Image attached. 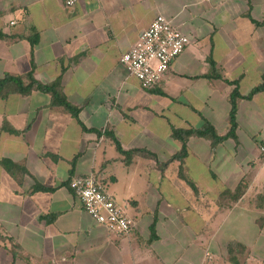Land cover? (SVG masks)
<instances>
[{"label": "crops", "instance_id": "0c3cea01", "mask_svg": "<svg viewBox=\"0 0 264 264\" xmlns=\"http://www.w3.org/2000/svg\"><path fill=\"white\" fill-rule=\"evenodd\" d=\"M66 1L0 0V79L32 70L80 110L39 92L0 100V264H264V92L238 104L235 141L191 139L178 161L172 138L203 120L225 135L227 83L243 97L261 84L264 0ZM157 16L191 43L145 91L120 59ZM210 60L221 79L206 78ZM89 175L126 207L128 238L68 188Z\"/></svg>", "mask_w": 264, "mask_h": 264}, {"label": "built area", "instance_id": "2783aa9c", "mask_svg": "<svg viewBox=\"0 0 264 264\" xmlns=\"http://www.w3.org/2000/svg\"><path fill=\"white\" fill-rule=\"evenodd\" d=\"M75 0H67L73 7ZM191 41L163 16H157L139 40L120 59L128 75L142 90L152 91ZM264 151V148L261 149ZM69 189L76 195L83 211L108 235L128 238L135 227L125 206L117 204L94 176L75 177Z\"/></svg>", "mask_w": 264, "mask_h": 264}, {"label": "trees", "instance_id": "16d2710c", "mask_svg": "<svg viewBox=\"0 0 264 264\" xmlns=\"http://www.w3.org/2000/svg\"><path fill=\"white\" fill-rule=\"evenodd\" d=\"M6 37L3 35H0V39H5ZM35 44L31 43V46L33 47ZM210 63V75L206 78L208 80L212 79H221L217 70L216 65L213 61H209ZM229 86H233L234 90L230 94L228 98V102L230 105V111H229V130L228 132L221 136L217 133L216 129L206 120H203L202 125L197 129H186V130H177L174 129L172 131V138L179 142L181 144V150L180 152L174 157V159L181 161L186 158L187 156V143L191 139H200L206 142H209L212 148H216L218 146L223 145L225 142L229 140H236V130H237V109L238 104L241 101H251L255 96L258 94L264 92V76L262 77V82L259 86L255 87L250 91V93L247 96H241L238 89H237V83H227ZM32 92H39L45 95H48L50 97L51 103L50 107L61 109L63 112H65L67 115L71 116L73 119H78L80 110L77 107L72 106L67 99L65 98V95L63 94L62 88L60 83L54 82L49 85H42L38 83L33 78L32 70L27 76V81L24 82L18 77H12L5 75L2 79H0V100H5L9 96L12 95H20L23 97L29 96ZM163 96V95H161ZM84 129V128H83ZM85 130V129H84ZM16 134V133H14ZM100 135V134H99ZM111 140L113 141L116 150L123 154V155H131L132 153H124L121 149L120 143L117 141V139L111 135H107ZM1 166L10 174H12V168L13 166L7 162L2 161ZM93 176V175H92ZM87 177V176H86ZM70 183V182H69ZM69 188V184H68ZM39 190L46 191L43 188L39 187ZM245 188L244 186L240 185L237 190L232 193L234 197H236L235 202H237L244 194ZM228 193V192H227ZM229 194V193H228ZM260 198V197H257ZM263 199V197H261Z\"/></svg>", "mask_w": 264, "mask_h": 264}]
</instances>
